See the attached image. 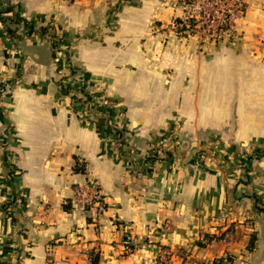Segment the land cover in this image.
<instances>
[{
    "label": "crops",
    "instance_id": "1",
    "mask_svg": "<svg viewBox=\"0 0 264 264\" xmlns=\"http://www.w3.org/2000/svg\"><path fill=\"white\" fill-rule=\"evenodd\" d=\"M245 1L234 37L182 56L171 0H0V264H264L260 164L250 180L222 169L220 142L171 145L162 132L182 102L257 119L237 106L242 89L264 85V0ZM163 37L164 53L153 49ZM213 51L220 63H191ZM73 71L103 98L95 111L60 90ZM89 181L105 207L86 214L75 189Z\"/></svg>",
    "mask_w": 264,
    "mask_h": 264
},
{
    "label": "rangeland",
    "instance_id": "2",
    "mask_svg": "<svg viewBox=\"0 0 264 264\" xmlns=\"http://www.w3.org/2000/svg\"><path fill=\"white\" fill-rule=\"evenodd\" d=\"M171 4H172V0H171ZM5 22L7 23L8 28L14 31L13 33H11L8 30L11 36L16 35L15 32L16 29H14L13 27L20 28L21 26L16 27L15 25L17 24L22 25L21 21L18 19L17 14H13L12 16L7 17ZM24 25L28 28L27 32L29 34L41 31V28L40 27L37 28L35 25H29L27 23H25ZM155 27L153 29L154 31H156ZM168 29L171 30L170 28ZM41 32L43 33L44 30ZM164 39L165 38L163 37L162 41H160L161 44L157 46L154 45L153 49L156 48L157 50L163 53H164V49H169L170 44L164 43ZM190 39L192 38H186V40L179 38V42H176V44L173 45L174 47L172 46L173 48L171 51H173V53L175 54L181 52V54H183L182 56H185L186 52L191 53L192 51L193 53L194 48L201 50L204 48V46L203 48L199 46L200 42L198 43V41H196L197 39L194 40L193 42H189ZM205 44H209V43H205ZM218 45H220V42L217 43V45H214L215 47L213 46L212 48L215 49ZM208 51L206 50V52ZM213 52L203 54V56L198 55V57L192 56L190 57V59H192L191 63L194 65H209V64H215L216 60L218 61V63H220L219 61L220 49H219V53L217 54L216 52H214L213 54ZM196 53H200L199 50ZM156 63H159V61H157ZM259 63L264 64V62H259ZM80 74L76 73V71H73L71 72V74L62 77L59 80L60 90L62 91V93L69 94L72 96L73 105L75 107L89 104L91 105V109L95 111L97 105H99L98 102H101L103 98L102 97L95 98V95L91 93L89 86L84 81L83 77L85 76L83 74L81 75ZM178 80L185 81L184 74L182 75V78ZM240 96H241V104L238 105L237 108L242 113V116H248V115L250 116L256 109L257 112H259V114H257L256 120H249V119H242L239 121L228 120L225 117V116H229L227 115V113H225L224 115L225 117L224 120H217V117H220V104L207 106V105H202L199 102H194V104L190 106V105H185L182 102V104L178 103L176 106H174L176 108L175 111L178 113V115L176 116V118L172 119L170 124H168L164 129H162V132L163 131L165 132L163 136L167 135L168 137H170L171 145L174 142L178 143V145H184V146H187L188 144L190 145L195 144L194 148H197L198 141H196V136L200 137L199 140L204 138L206 143L205 147L207 149L209 148L207 144L210 143L212 145H215L220 142V165L222 166V169L230 173H232L234 170L236 171L238 169H242V172H244V175L246 176V173L248 174L249 166L250 165L252 166V163L255 162L257 164H260L259 166L261 167V168L258 167V171H257L258 172L257 182L260 183L263 182L264 179V169H263L264 85L258 86L254 89H250L249 87L248 89H242L240 92ZM172 107L173 106L170 107V106H160V105L150 106V108L156 110L163 108L166 111L170 109L172 110ZM222 107L226 111L230 108V106H222ZM205 109L209 110L210 120L209 121L196 120V117L202 115ZM193 115L196 116L195 119L192 120ZM206 123H207V127L202 128V126ZM160 146L153 148L152 152H154L156 156L163 154L164 151H166L167 147L160 148ZM203 150L206 149L205 148L201 149L199 150V152ZM233 150L234 152H232ZM208 153L209 151L207 152V154ZM248 176L249 179L252 180L254 174L253 176H250L248 174Z\"/></svg>",
    "mask_w": 264,
    "mask_h": 264
},
{
    "label": "built area",
    "instance_id": "3",
    "mask_svg": "<svg viewBox=\"0 0 264 264\" xmlns=\"http://www.w3.org/2000/svg\"><path fill=\"white\" fill-rule=\"evenodd\" d=\"M171 6L177 14L168 28L183 40L195 38L198 42L214 45L237 33L238 21L245 15V0H172ZM75 201L82 212L100 211L105 207L98 184L89 181L75 189ZM134 247L126 243L125 252Z\"/></svg>",
    "mask_w": 264,
    "mask_h": 264
},
{
    "label": "trees",
    "instance_id": "4",
    "mask_svg": "<svg viewBox=\"0 0 264 264\" xmlns=\"http://www.w3.org/2000/svg\"><path fill=\"white\" fill-rule=\"evenodd\" d=\"M8 30H9L11 33L14 32V31H13L12 29H10V28H8ZM42 30H44V29H42ZM75 169H76L77 171L83 170V168H81L80 166H76ZM65 207H66V209H69V208H70L69 205H68V206L66 205ZM258 207H259L260 209L264 210V206H259V205H258ZM254 243H255V236H252V238H251V240H250V243H249V249H251V248L254 247ZM222 261H223V258L214 259V260L212 261L211 264H222Z\"/></svg>",
    "mask_w": 264,
    "mask_h": 264
}]
</instances>
